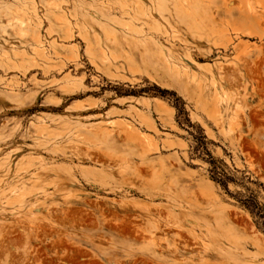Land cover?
<instances>
[{"label": "rangeland", "instance_id": "rangeland-1", "mask_svg": "<svg viewBox=\"0 0 264 264\" xmlns=\"http://www.w3.org/2000/svg\"><path fill=\"white\" fill-rule=\"evenodd\" d=\"M246 199L264 0H0V264H264Z\"/></svg>", "mask_w": 264, "mask_h": 264}, {"label": "trees", "instance_id": "trees-1", "mask_svg": "<svg viewBox=\"0 0 264 264\" xmlns=\"http://www.w3.org/2000/svg\"><path fill=\"white\" fill-rule=\"evenodd\" d=\"M242 205L246 209H248L253 216H256L258 219H261V224L264 225V212L262 206H259L256 202L252 201L251 199H246L245 201H242Z\"/></svg>", "mask_w": 264, "mask_h": 264}, {"label": "bare ground", "instance_id": "bare-ground-1", "mask_svg": "<svg viewBox=\"0 0 264 264\" xmlns=\"http://www.w3.org/2000/svg\"><path fill=\"white\" fill-rule=\"evenodd\" d=\"M246 261V260H245ZM235 263H241V261L239 260V261H236Z\"/></svg>", "mask_w": 264, "mask_h": 264}]
</instances>
